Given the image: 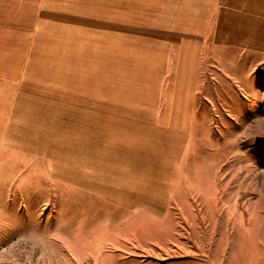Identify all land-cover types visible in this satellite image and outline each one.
I'll use <instances>...</instances> for the list:
<instances>
[{
  "label": "rangeland",
  "instance_id": "374dc122",
  "mask_svg": "<svg viewBox=\"0 0 264 264\" xmlns=\"http://www.w3.org/2000/svg\"><path fill=\"white\" fill-rule=\"evenodd\" d=\"M37 1L0 0V48ZM212 5L180 135L134 112L132 65L80 62L65 42L22 62L0 264H264V0Z\"/></svg>",
  "mask_w": 264,
  "mask_h": 264
},
{
  "label": "crops",
  "instance_id": "0c3cea01",
  "mask_svg": "<svg viewBox=\"0 0 264 264\" xmlns=\"http://www.w3.org/2000/svg\"><path fill=\"white\" fill-rule=\"evenodd\" d=\"M212 2L38 0L35 15L29 18L26 27H15L12 32L16 36L9 34L1 42L0 139L6 135L12 104L25 72L19 66L26 63L28 56L45 55L43 43L48 42L52 48L65 42L69 54L82 58L80 62L98 57L101 63L132 65L134 112H154L148 118L153 127H162L168 135H180L187 128L192 110L198 64L213 13ZM3 29L0 31L5 32ZM38 44H42L40 49ZM1 49H7L6 53ZM10 49H18L19 57H23V61L13 63L16 66L13 70L4 58Z\"/></svg>",
  "mask_w": 264,
  "mask_h": 264
}]
</instances>
